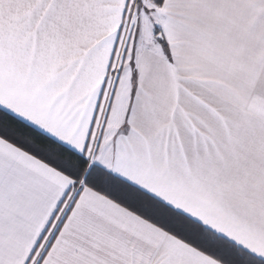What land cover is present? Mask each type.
Instances as JSON below:
<instances>
[{
  "label": "snow or ice",
  "instance_id": "snow-or-ice-1",
  "mask_svg": "<svg viewBox=\"0 0 264 264\" xmlns=\"http://www.w3.org/2000/svg\"><path fill=\"white\" fill-rule=\"evenodd\" d=\"M0 264H264V0H0Z\"/></svg>",
  "mask_w": 264,
  "mask_h": 264
}]
</instances>
